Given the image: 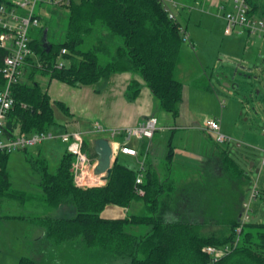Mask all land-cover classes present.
<instances>
[{
    "label": "trees",
    "instance_id": "obj_1",
    "mask_svg": "<svg viewBox=\"0 0 264 264\" xmlns=\"http://www.w3.org/2000/svg\"><path fill=\"white\" fill-rule=\"evenodd\" d=\"M247 1L250 13L256 16L257 4ZM64 8L69 19L63 42L50 43L49 30L44 27L31 33L33 55L24 66L23 80L12 89L14 107L4 127L9 137L46 132L57 125L51 97L37 81L38 74L76 87L94 85L113 74L134 73L142 78L162 110L178 118L183 84L175 75L185 41L184 27L169 17L161 0H73ZM63 49L67 51L63 55L65 66L59 69L56 65ZM6 55L0 47V89L5 84L2 70ZM140 92L141 84L133 80L126 91L127 100L134 102ZM57 104L68 113L67 106ZM95 141H84V150L92 157L97 156ZM223 151H227L229 176L248 181L245 169L230 156L232 150ZM12 154L0 157V219L29 221L45 232V241L53 246L77 245L83 258L104 264L118 260H124L122 264H264V222H253L250 217L235 219L226 224L225 231L205 235L200 229L211 225L213 219L207 215L198 218L200 198L174 203L167 193L170 184L146 168L141 171L116 159L105 186L82 189L74 184V157L66 151L54 172L45 161L36 165L42 194L33 195L13 188L8 172ZM140 173L143 180L138 185ZM138 190L144 194L139 195ZM258 192L256 199H264V190ZM135 201L144 202L145 216L102 217L107 206L127 208ZM139 227L148 231L143 235L128 231ZM226 245L233 250L218 261L204 251L208 246ZM18 264L38 262L23 257Z\"/></svg>",
    "mask_w": 264,
    "mask_h": 264
},
{
    "label": "rangeland",
    "instance_id": "obj_2",
    "mask_svg": "<svg viewBox=\"0 0 264 264\" xmlns=\"http://www.w3.org/2000/svg\"><path fill=\"white\" fill-rule=\"evenodd\" d=\"M167 1L168 6L172 8L179 22L183 27L186 28L187 26L189 32L192 30L201 35L204 39L215 36L216 42L217 39H220L221 43H223L222 52L219 57L221 60L219 63L221 69L219 74L221 76L215 73L212 77V82L216 89L215 92L219 96V99L217 101L218 104L214 105L211 98H208L209 96L206 94L193 93L195 85L202 82L199 68L201 60L199 56L200 48H198L196 43H192L191 35L186 31L187 38L180 49L175 78L183 83L185 95H188L189 98L192 97V100L190 104H183L184 102L182 101L180 104L181 115L179 114V118L174 120L170 114L162 110L159 101L155 99L156 108L158 110L156 112L157 116L161 115L160 113L165 114L167 117L165 125L171 126L170 128L172 129L157 132L153 147L159 149V151H168L169 141L172 135L176 133L174 142L179 150L183 151L184 148L187 149L189 146L193 148V146H197L198 143L197 133L184 130V128L179 126H186L194 121L196 123L194 128L196 129L197 126L201 125L202 122L204 124L209 118L214 116L221 118V133L230 139V141L218 143L217 138L214 136L213 141L220 144L222 147L229 146L232 150L230 156L234 160H237L239 164L240 161L238 158L242 153L251 156L255 160L257 168L250 172L249 166L240 164L242 168L245 169L246 173H249L248 181L250 183L244 180L243 182L245 185L238 187V181L234 178H232V180L229 179L223 171L217 174L218 179L215 183L216 177H213V174H211L212 171L210 167H212V165L214 166L216 162L210 163L211 165L205 163L204 170L201 172L204 180V182L202 180V186H215V194L217 193V196L215 195L213 199V202L216 200V204L214 205L216 209L211 213L208 214L204 210V204L201 208H196L199 209L197 211V216L200 215L201 219L205 218L204 215H207L208 219H213L212 224L209 226L203 225L200 232L205 235L221 233L227 229L226 224L231 220H243L247 216H249L253 222H264V199L259 197L256 200H251V190L255 185H257L259 190H264V167L261 166L262 159L264 158V37L249 33L248 35L247 32H241L240 30L233 31L230 35H225L224 37L221 33H217L218 29H215L216 31L211 35L212 33L208 27L205 25L200 27L199 23L195 22L196 12L192 19L187 21L178 15L179 11L183 9L181 7H174L169 2L171 0ZM234 1L235 0H228L227 9L232 10L234 8ZM255 2L258 5L259 18L264 20V0H255ZM216 6V3L211 6V13L213 15L217 13ZM37 14L41 17V25L39 28L31 29L30 32L37 33L44 27L46 30H49L48 38L50 43L63 42L68 28V10L44 5L37 7ZM202 16L200 21H203L207 17L203 14ZM209 24L212 25L211 23ZM250 67L251 70L249 69ZM222 75H225L226 78L224 79ZM36 79L39 82L44 80V83L48 80L47 76L42 75H38ZM56 100H52V107L55 113V121L57 122L56 126L62 129L66 126L65 119H69V116L59 107ZM223 112H226L225 118L223 117ZM77 120L79 122L80 119L77 118ZM80 122L82 130H87L86 132L91 131L94 127L93 123H91L92 121L83 122L80 120ZM50 131L60 133L54 130ZM104 135L106 134H96V136L88 135L86 139L89 140L91 144L94 140H97L98 137ZM39 146H41V144L28 147L27 152L15 151L11 155L8 172L14 189L33 195L42 194L40 186L41 175L39 171H37V167L40 166L42 162H46V159L37 155L36 151L40 149ZM43 146L44 145L41 147ZM165 155L166 154L163 153L161 156L165 157ZM88 156L90 158L92 157L89 154ZM92 158L95 159V157ZM59 163L60 161H57L56 157L49 158L48 164L50 171H56ZM207 165L208 167L206 168ZM257 170H259V172H257ZM242 197L245 200L243 205H241L242 209L240 208V213L235 212L234 205H237L236 202ZM201 200L202 197H200L197 203ZM225 202H227V204H225ZM218 207L221 211L222 207H224V211H218ZM54 215H58V212L54 213ZM146 229L148 228L143 227L141 229V227H139L138 229L130 228L128 231L143 235L148 231ZM35 231L36 226L29 221L0 219V264H18L19 260L23 257H34L33 250L35 251L37 242L33 243L36 236ZM43 249V254L39 253V255L36 256L38 264H104L95 262L92 258H83L79 246L77 245L64 246L60 248L57 253H54L53 256L50 247H45ZM123 262L124 260H118L114 264H122Z\"/></svg>",
    "mask_w": 264,
    "mask_h": 264
},
{
    "label": "crops",
    "instance_id": "obj_3",
    "mask_svg": "<svg viewBox=\"0 0 264 264\" xmlns=\"http://www.w3.org/2000/svg\"><path fill=\"white\" fill-rule=\"evenodd\" d=\"M176 1H178L182 6H184H179L183 9L179 11V17L181 16V18H184L185 20L189 21L192 19L194 13L196 12L195 22H198L200 27L203 25L208 27L210 29V32L212 33L211 35H213L214 31H216L215 29H218L217 33H221L224 37L225 35H227L225 28L226 22L224 20V11L221 10V7L225 6L227 8L228 0H197L194 3H188L186 2V0ZM253 1L255 4H257L255 0ZM215 3L217 5V13L213 15L211 13V6ZM187 7H194V9L189 10ZM186 9H188L189 11ZM228 10L229 9H227V11ZM202 14L206 15L207 17L203 21H200V18L203 17ZM255 15L256 17H259V9L257 10V13ZM208 17H211L213 19ZM209 23H211L212 25H210ZM185 30L187 31V33L189 32L187 26ZM189 33L191 35L190 37L192 38V43H196L198 48H200L199 56L201 59L199 68L201 72L200 74L202 82H200L198 85H195L193 93L206 94L207 96H209L208 98H211L212 103L214 105H217L219 96L215 92L216 89L213 85L212 77L215 73L220 75L219 73L221 69L219 63L221 60L219 57L222 52L223 43H221L220 39H217L216 42L215 36H211L210 38L204 39L201 35L195 33L192 30ZM249 69L251 70V67ZM42 76H47L48 78L45 83L44 80L40 81V83L43 88L48 92L49 96L51 97V101L53 99H57V103H63L69 109L67 113L69 119H65L66 126H64V128L62 129L56 126L53 129L56 132L62 133L68 130L86 132L87 130H82L81 128L80 120H82L83 122L92 121L91 123H93V125L99 123L103 125L104 128H106L107 130H112L117 128H127L136 126L151 116H154L158 119L159 129L157 130V132L172 129L170 128L171 126L165 125V121L167 118L165 114L160 113L161 115L157 116L156 112L158 110L156 108L155 98L152 95L150 89L145 84V82L142 80V78L137 74L129 72L113 74L108 79L102 80L94 85H80L76 87H71L55 79H51L49 75ZM222 76L224 79L226 78L225 75ZM133 80H136L141 84V92L134 102H130L126 98V91L129 84ZM185 94L186 93L183 88V104H190L192 97L189 98L188 95L186 96ZM223 117H226V112H223ZM77 118L80 119L79 122ZM178 118L173 119L176 120ZM215 118L218 117L214 116L209 119ZM218 119L222 120L221 118ZM202 124L197 126L196 129L194 128V125H196L194 121L186 126H179L181 128H184V130L197 133L198 143L197 146H193V148H190L189 146L187 147V149L184 148L183 151L179 150L174 142L176 136L175 133L172 135L169 141L168 151H159V149L153 147L154 141L156 139V132L151 141L137 139L131 141V146L138 150V158L124 155L122 153H119V151H115L114 157L116 159H119L123 163L130 164L131 166L137 169H139V163L144 161V168H146V170L154 172L156 174L157 179L165 181L166 184H170V192L167 193L169 194V197L174 200V203L178 204L179 202H182V200H186L188 198L202 197V200L199 203H201V205L205 204L204 209H206V212L209 214L216 209L214 206L216 204V200L213 202V199L215 198V195L217 196V193L215 194V186L213 185L205 187L202 186L204 180L201 172L202 170H204L205 163H208L209 165L212 162H216L214 166L212 165V167H210L212 171L211 174H213V177H216L215 183L218 179L217 174L220 173V171H223L224 174H226L227 177L232 180V178H230L227 172V169L225 168V159L227 157V151H223L230 147H222L220 144H218L220 142L215 143L213 141V136L216 138L217 136L213 133L204 131L202 129ZM176 128L178 129V127ZM98 138L107 137L100 136ZM116 141H119L117 143H120L121 141H123V138L121 136H118L116 138ZM42 145L44 146L41 147ZM41 146H39L40 149L36 151L37 155L39 157L42 156L44 159H46L47 163L49 158L54 157H56L57 161H61L63 155L67 151L66 145L59 140L49 141L44 144H41ZM163 153L166 154L165 157L161 156L163 155ZM171 153L172 156L170 157ZM231 154L232 153H230V155ZM97 158L98 157L96 156V159ZM238 159H241L243 162H245V164L249 165L250 172L257 168V164L251 156L242 153ZM240 164L242 163L240 162ZM208 165L206 166V168L208 167ZM257 172H259V170H257ZM248 174L249 173L247 172L246 175ZM241 182L244 183L243 180L237 182L238 187L245 185ZM177 188L180 190L177 191ZM244 201L245 200L242 197L239 198V200L236 202L237 205L233 204L235 212L240 213V210L242 209L241 205H243ZM225 204H227V202H225ZM201 207L202 206H200L199 208ZM169 210L171 211V213H173L174 211L171 209ZM217 210L222 212L224 211V207H222V211L221 209H219V207ZM146 212L147 209L144 202L135 201L127 208H121L111 205L107 206L102 213V217L106 219H120L125 218L128 215L145 216ZM248 217L249 216H247V218ZM198 218L201 219L200 215L198 216ZM35 234L36 236L33 240V243L36 241L37 242L35 245V251L33 250L34 257L31 258L36 260V256H38L39 253L43 254V248L45 247H50L52 254L57 253L58 250L62 248L53 246L51 245V243L45 241V232L41 228L36 227ZM67 245L71 244H66L64 246Z\"/></svg>",
    "mask_w": 264,
    "mask_h": 264
},
{
    "label": "built area",
    "instance_id": "obj_4",
    "mask_svg": "<svg viewBox=\"0 0 264 264\" xmlns=\"http://www.w3.org/2000/svg\"><path fill=\"white\" fill-rule=\"evenodd\" d=\"M73 0H10L9 2H0V47L6 50L7 55L4 59L2 70L4 86L0 89V157L5 153H14L15 151L27 149L31 146L43 144L47 141L59 140L66 145V150L74 157L72 173L73 180L76 187L82 189L93 188L95 186H104L107 184V175L95 174L97 166V159L90 158L84 152V141L88 135L106 134L107 139L113 147L114 156L115 151L119 153L138 158V150L131 146V141L148 140L151 141L157 132L158 119L149 117L145 121L136 126L127 128H117L107 130L99 124H95L91 131H65L62 133H55L52 131L37 132L31 135H17L16 137H9L4 127L8 113L14 107V98L12 89L19 84L24 77V66L27 60L33 55L31 48L30 31L33 28H38L41 25V18L37 14V7L47 5L53 8H64L70 5ZM165 10L171 19L176 20L177 17L167 4V0H162ZM174 7H184L176 0L169 1ZM189 10L194 7H187ZM224 11V20L226 22V34L230 35L233 31H245L252 35L264 37V20L253 16L250 11L251 7L247 0H235L234 8L228 10L225 6L221 7ZM185 35V28L181 29ZM63 49L57 68L61 69L65 66L63 55L66 54ZM204 131L213 133L217 136L220 143L229 142L230 139L221 133V120L218 118L207 119L203 124ZM264 133V129H263ZM98 136V135H97ZM121 136L123 141L117 143L116 138ZM261 166L264 167V158ZM139 170H144V161L139 163ZM143 174L137 176L136 183H142ZM251 200H255L258 195V187L254 186L251 190ZM139 195H143V190H138ZM241 229L238 230L240 232ZM238 240L234 243V248L237 247ZM232 247L226 245L221 248L208 246L204 251L212 257L213 261H218L232 252Z\"/></svg>",
    "mask_w": 264,
    "mask_h": 264
},
{
    "label": "water",
    "instance_id": "obj_5",
    "mask_svg": "<svg viewBox=\"0 0 264 264\" xmlns=\"http://www.w3.org/2000/svg\"><path fill=\"white\" fill-rule=\"evenodd\" d=\"M95 152L98 157L95 174H106L108 176L111 173L113 167L112 164L116 160V158L114 157L112 144L105 138H98L95 141Z\"/></svg>",
    "mask_w": 264,
    "mask_h": 264
}]
</instances>
